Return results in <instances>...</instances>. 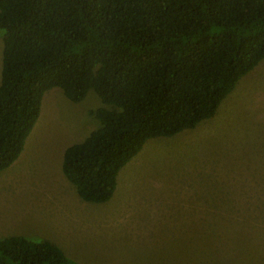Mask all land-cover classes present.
Instances as JSON below:
<instances>
[{"label": "trees", "instance_id": "obj_1", "mask_svg": "<svg viewBox=\"0 0 264 264\" xmlns=\"http://www.w3.org/2000/svg\"><path fill=\"white\" fill-rule=\"evenodd\" d=\"M0 174L20 157L59 88L94 92L100 123L68 147L63 173L79 197L108 203L150 140L212 119L264 60V0H0ZM0 264H79L53 242L0 238Z\"/></svg>", "mask_w": 264, "mask_h": 264}, {"label": "rangeland", "instance_id": "obj_2", "mask_svg": "<svg viewBox=\"0 0 264 264\" xmlns=\"http://www.w3.org/2000/svg\"><path fill=\"white\" fill-rule=\"evenodd\" d=\"M4 41L0 33V83ZM94 92L59 88L19 159L0 174V238L58 245L79 264H264V60L214 118L150 140L120 172L111 201H83L63 173L65 150L100 127Z\"/></svg>", "mask_w": 264, "mask_h": 264}]
</instances>
